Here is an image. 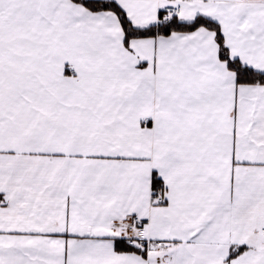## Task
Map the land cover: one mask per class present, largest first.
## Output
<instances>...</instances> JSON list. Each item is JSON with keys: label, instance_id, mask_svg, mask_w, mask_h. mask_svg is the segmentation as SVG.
Here are the masks:
<instances>
[{"label": "snow or ice", "instance_id": "snow-or-ice-1", "mask_svg": "<svg viewBox=\"0 0 264 264\" xmlns=\"http://www.w3.org/2000/svg\"><path fill=\"white\" fill-rule=\"evenodd\" d=\"M0 264H264V0H0Z\"/></svg>", "mask_w": 264, "mask_h": 264}]
</instances>
